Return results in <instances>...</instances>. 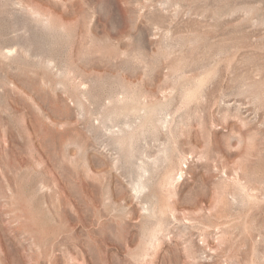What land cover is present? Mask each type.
I'll return each instance as SVG.
<instances>
[{"label":"rangeland","instance_id":"1","mask_svg":"<svg viewBox=\"0 0 264 264\" xmlns=\"http://www.w3.org/2000/svg\"><path fill=\"white\" fill-rule=\"evenodd\" d=\"M0 264H264V0H0Z\"/></svg>","mask_w":264,"mask_h":264},{"label":"bare ground","instance_id":"2","mask_svg":"<svg viewBox=\"0 0 264 264\" xmlns=\"http://www.w3.org/2000/svg\"><path fill=\"white\" fill-rule=\"evenodd\" d=\"M140 185V184H139ZM142 185V184H141ZM137 189V188H136ZM139 189H140V187H139ZM143 189V188H142Z\"/></svg>","mask_w":264,"mask_h":264}]
</instances>
